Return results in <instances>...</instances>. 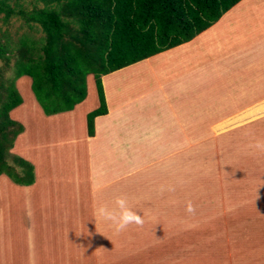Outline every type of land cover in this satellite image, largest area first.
I'll use <instances>...</instances> for the list:
<instances>
[{"label":"rangeland","instance_id":"obj_1","mask_svg":"<svg viewBox=\"0 0 264 264\" xmlns=\"http://www.w3.org/2000/svg\"><path fill=\"white\" fill-rule=\"evenodd\" d=\"M1 16L0 26L7 27L15 39L23 33H30L33 36L40 34L34 29L29 30L20 19L13 18L9 25H4ZM200 45L207 46L209 53L213 52V43L203 40L199 33L192 40L181 45L103 75V86L108 90L111 105L113 102L110 91L117 89L122 96L137 95L138 99V94L149 88H155L153 91L157 92L161 100L164 92L168 93V97L175 105L173 93L176 90L174 88L185 87L183 98L179 96L181 102L175 108L168 107V112H172L174 116L173 120L167 116L165 120L167 130L164 131L163 126H160L161 130L154 135V140L144 144L136 142L140 146H134L129 157H125V159L128 158L126 166L132 164L131 167L139 168L135 173L134 181L142 182L140 183L142 188L137 189L139 192L143 189L141 205L148 209L147 205L154 203L155 206L152 208L155 207V209L152 210L151 205L148 207L152 210L151 215L158 219V221L143 223L145 232H149L147 239L149 249L146 251L138 247L139 253L136 255L135 262L144 258V261L147 259L152 263L154 255L157 257L160 251H164L163 247L156 244L162 239L161 233L168 228L167 220L162 218L173 216L174 212L171 210L168 214L165 208H172L174 203H178V209H183L181 231L184 264L194 263L192 254H189L190 244L193 241L196 244L193 248L197 249V252L203 251L201 249L203 246H200L201 235H194L190 231L196 223L201 229V234L205 235H202V239L213 244L215 251L218 247L216 236L219 237L218 243L222 244V236L225 232L227 235L230 234L238 259L245 257L246 260L248 259L246 257L251 255L250 258L255 262L264 264V108L257 116L251 113L247 115L248 119L239 118V122L232 123L228 128L220 129L219 127L223 121L235 120L234 118L244 114L261 99L264 100V88L255 86L230 88V92L227 93V89L220 86L223 80L228 78L225 69L222 71L214 69L216 74L210 76L209 68L207 77L198 74L199 78H195L196 60L211 59L209 53L201 58L203 50L200 51ZM169 53L175 60L171 59L163 64L166 54ZM149 66L151 68L153 66V70L148 68ZM13 74V71L9 70L6 75L12 77ZM178 80H181L184 85L178 86ZM31 82V77L27 75L20 76L16 80V86L23 101L11 110L10 115L24 125V131L16 138L11 153L34 163V175L37 174V182L41 183L45 176L48 177L50 167L57 164L65 165V167L79 164V162L76 163L72 154L69 155V152L74 144L80 145L85 142L81 138L87 132V114L98 107L99 98L94 76L89 74L86 98L71 112L50 117L43 112L38 103L32 91ZM192 87L197 88L198 92L194 90L190 94L189 91V94L193 98L197 97V100L186 104L188 90ZM227 95L228 101L225 100ZM140 104L139 106V102L135 103V107L131 109L144 112L142 101ZM125 110L128 112L126 108ZM74 138L81 141L78 143L72 140ZM54 139L55 143H53ZM258 143L262 145L259 148ZM60 148H63V152L58 154L56 151ZM8 160L11 161L10 157ZM78 167L79 169L81 167L79 170L81 180L86 178L88 183L86 168L82 165ZM148 168H152V171L148 172ZM0 178L13 184L12 179L6 174ZM2 179H0V193ZM70 180L73 179L70 178ZM146 181L155 185L148 186ZM157 184H162L163 188ZM66 193L68 194L67 191ZM171 196L172 199L169 200ZM66 202L71 206H77L74 198H69ZM189 205L192 208L191 212L187 211ZM11 207L12 209L16 207L13 200H11ZM5 211L8 212L7 209ZM75 212L77 210L73 211ZM152 216L151 218H154ZM88 218V216L85 217L84 221H88ZM248 220H252L251 226L243 229L245 221ZM179 226L178 222L177 231ZM205 226L214 229L206 230L208 228ZM249 229L253 231V235L246 232H250ZM210 231L216 235L208 236L207 233ZM120 232L124 235L127 233V231ZM245 236H254L250 239L253 243L252 246H248L251 247L250 250L248 248L244 250L245 242L251 244L249 240H245ZM209 237H216L215 241L211 243ZM237 238L242 239L236 240ZM113 240L115 241L116 238L114 237ZM118 240L120 244L118 250L121 255L128 249L126 236H120ZM136 242L137 239L135 248ZM112 248L115 250V242ZM109 255L111 256V253ZM198 258L202 263L210 262L208 258L199 256Z\"/></svg>","mask_w":264,"mask_h":264},{"label":"crops","instance_id":"obj_2","mask_svg":"<svg viewBox=\"0 0 264 264\" xmlns=\"http://www.w3.org/2000/svg\"><path fill=\"white\" fill-rule=\"evenodd\" d=\"M200 34L203 40L213 43L214 49L212 53H209L207 46L200 45V51L203 50L201 58L209 53L211 59L196 60L195 78H199L198 74L207 77L209 68L210 76L216 74L214 69L219 71L225 69L228 78H225L220 86H224L227 93L230 92V88H253L254 86L264 88V0H240ZM172 57L170 53L166 54L163 64L171 59L175 60ZM148 68L153 70V66ZM177 84L184 85L181 80H178ZM153 89L155 88H149L138 94V99L137 95L122 96L115 89L110 91L113 102L111 105L108 90L104 88L108 112L95 117L94 134L89 135L86 132L81 138L85 142L80 145L74 144L69 152V155L72 154L76 163L79 162V164L66 167L57 164L50 167L48 177L45 176L41 183L37 182L36 173L34 182L28 185L17 184L13 180V184H9L7 180L0 178L3 180L1 184L3 190L1 189L0 193V264H184L181 231L183 209H178V203H174L172 208H165L168 214L171 210L174 214L162 218L167 220L168 228L161 233L162 239L156 244L163 247L164 251H160L157 257L154 255L152 263L147 259L144 261V258L135 262L136 255L139 253L138 247L146 251L149 249L147 240L149 232H145L144 224L128 225L122 230L127 231L124 235L116 232L110 222L103 219H97L95 222V217L92 216L95 206L103 204L111 207L114 198L117 195H123L127 197L131 207L136 209L137 214L143 215L144 222L158 221L151 215L152 210L155 209V207L152 208L155 206L154 203L149 204L152 210L148 207L149 205H147L148 209L141 205L143 189L142 192L137 189L142 188L140 184L142 182L134 181L135 173L139 168L131 167L132 164L126 166L128 158L125 159V157H129L134 146H140L136 142L144 144L154 140V135L161 130L160 126H163L164 131L167 130L165 120L167 116L173 120L174 116L172 112H168V107L175 108L181 102L179 96L183 95L185 87L174 88L176 90L173 93L175 105L168 97V93L164 92L161 100ZM194 90L198 92L197 88L193 87L188 90L186 104L197 100V97L193 98L190 95ZM117 93L119 94L113 97ZM228 97L227 95L225 100L228 101ZM141 101L144 112L131 109L137 102L140 106ZM262 101L261 99L258 103ZM72 110L61 112V114ZM55 115L60 113L52 114L50 117ZM72 140L78 143L81 141L75 138ZM56 152L62 153L63 148ZM76 165L86 168L88 183L86 178L81 180L79 173L81 167L79 169ZM152 168H148L147 171H152ZM3 175L5 174H1L0 177ZM149 182L146 181V185H155ZM157 186L163 188L162 184ZM69 198H74L77 206L69 205L66 202ZM171 199L172 196L169 197V200ZM11 200L16 205L14 209L11 207ZM8 206H10L9 209ZM74 210L77 212L73 213ZM87 216L89 220L84 221ZM178 222L179 231H177ZM251 223L252 220L245 221L243 229L249 228ZM193 226L190 231L194 235H201L200 246H203L201 248L203 251L197 252V249L193 248L196 245L194 241L190 244L189 254L193 256V264H258L250 258L251 255H248L246 260L245 257L243 259L236 257V248L232 244L230 234L227 235L224 232L222 244L218 243L219 237L216 236L218 247L215 251L213 244L202 239L204 234H201L197 223ZM205 227L208 228L206 230L214 229ZM249 230L250 232H246L253 235V231ZM214 234L212 231L207 233L208 236ZM120 236H126L128 246L121 255L118 250ZM216 237H209L210 242L215 241ZM252 237L254 236H245V240H249L251 244L245 242L244 250L246 248L250 250L251 247L248 246L253 244L250 240ZM114 242L115 250L112 248ZM198 256L208 258L210 262L202 263ZM217 257L218 261H216Z\"/></svg>","mask_w":264,"mask_h":264},{"label":"trees","instance_id":"obj_3","mask_svg":"<svg viewBox=\"0 0 264 264\" xmlns=\"http://www.w3.org/2000/svg\"><path fill=\"white\" fill-rule=\"evenodd\" d=\"M239 1L0 0L4 25L16 18L40 32L15 39L0 26V175L24 185L35 179L33 163L11 153L24 131L10 115L23 101L16 86L20 76L31 77L38 103L52 115L82 102L87 76L93 74L99 98L98 107L87 114V132L93 135L95 117L108 112L103 75L190 41ZM9 70L12 77L6 75ZM263 108L264 100L219 127L257 116Z\"/></svg>","mask_w":264,"mask_h":264},{"label":"clouds","instance_id":"obj_4","mask_svg":"<svg viewBox=\"0 0 264 264\" xmlns=\"http://www.w3.org/2000/svg\"><path fill=\"white\" fill-rule=\"evenodd\" d=\"M261 146L259 143L257 144L258 148ZM187 211H192L190 205ZM92 216L95 217V222L97 219L110 222L116 232L124 230L128 225L144 223L143 215H138L136 209L131 207L127 197L123 195H117L111 207L103 204L95 206Z\"/></svg>","mask_w":264,"mask_h":264},{"label":"bare ground","instance_id":"obj_5","mask_svg":"<svg viewBox=\"0 0 264 264\" xmlns=\"http://www.w3.org/2000/svg\"><path fill=\"white\" fill-rule=\"evenodd\" d=\"M22 82V81H21ZM20 84V83H19ZM21 87V86H20ZM29 94V93H28ZM28 99V98H27ZM56 120V119H55ZM21 148V147H20Z\"/></svg>","mask_w":264,"mask_h":264}]
</instances>
